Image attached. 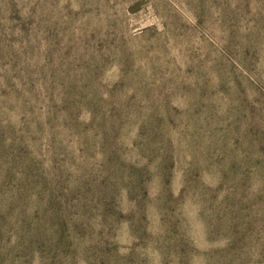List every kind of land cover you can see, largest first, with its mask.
<instances>
[{
  "label": "rangeland",
  "instance_id": "obj_1",
  "mask_svg": "<svg viewBox=\"0 0 264 264\" xmlns=\"http://www.w3.org/2000/svg\"><path fill=\"white\" fill-rule=\"evenodd\" d=\"M0 264H264V0H0Z\"/></svg>",
  "mask_w": 264,
  "mask_h": 264
}]
</instances>
